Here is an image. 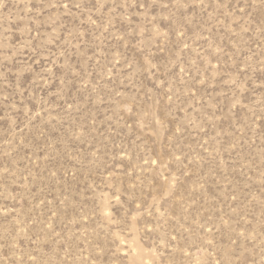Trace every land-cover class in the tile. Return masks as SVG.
Returning <instances> with one entry per match:
<instances>
[{
    "label": "rangeland",
    "instance_id": "obj_1",
    "mask_svg": "<svg viewBox=\"0 0 264 264\" xmlns=\"http://www.w3.org/2000/svg\"><path fill=\"white\" fill-rule=\"evenodd\" d=\"M0 264H264V0H0Z\"/></svg>",
    "mask_w": 264,
    "mask_h": 264
}]
</instances>
